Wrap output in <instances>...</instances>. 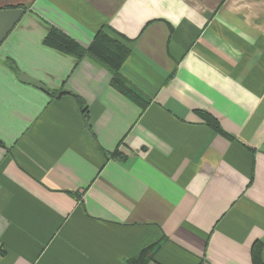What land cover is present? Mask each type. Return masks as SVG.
I'll use <instances>...</instances> for the list:
<instances>
[{
	"label": "crops",
	"instance_id": "crops-1",
	"mask_svg": "<svg viewBox=\"0 0 264 264\" xmlns=\"http://www.w3.org/2000/svg\"><path fill=\"white\" fill-rule=\"evenodd\" d=\"M13 8L0 264H255L256 244L264 261V0H0ZM52 28L86 48L116 35L147 102L50 46Z\"/></svg>",
	"mask_w": 264,
	"mask_h": 264
},
{
	"label": "trees",
	"instance_id": "trees-1",
	"mask_svg": "<svg viewBox=\"0 0 264 264\" xmlns=\"http://www.w3.org/2000/svg\"><path fill=\"white\" fill-rule=\"evenodd\" d=\"M46 42L58 49L63 50L68 54L74 55L78 60L85 56H91L98 60L104 67H106L114 76L115 81L124 86L126 92L134 99L138 100L140 104H145L147 101L140 94L132 91L129 86L125 85L124 80L120 76V69L130 54V49L119 39L116 35L101 29L95 36L93 42L86 48L75 42L67 34L57 28H52L46 37ZM80 102H84L79 96L75 95ZM87 108L83 109L86 122L89 124ZM204 121L212 126L216 131L234 138L233 135L223 129L220 122L210 114H203ZM119 153H114L118 155ZM262 245L256 244L254 247L255 264H264L260 258L262 256ZM134 263L138 264H156L152 257L140 256L134 259Z\"/></svg>",
	"mask_w": 264,
	"mask_h": 264
},
{
	"label": "water",
	"instance_id": "water-1",
	"mask_svg": "<svg viewBox=\"0 0 264 264\" xmlns=\"http://www.w3.org/2000/svg\"><path fill=\"white\" fill-rule=\"evenodd\" d=\"M24 8H13L0 10V43L6 38L12 28L18 23L24 13ZM68 93L62 90L58 97Z\"/></svg>",
	"mask_w": 264,
	"mask_h": 264
}]
</instances>
